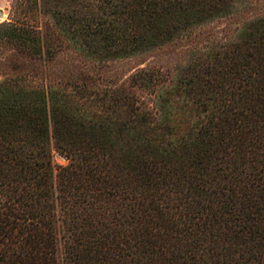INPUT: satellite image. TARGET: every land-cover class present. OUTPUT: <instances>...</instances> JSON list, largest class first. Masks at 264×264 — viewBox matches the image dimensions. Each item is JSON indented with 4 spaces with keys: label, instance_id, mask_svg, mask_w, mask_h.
I'll return each instance as SVG.
<instances>
[{
    "label": "trees",
    "instance_id": "16d2710c",
    "mask_svg": "<svg viewBox=\"0 0 264 264\" xmlns=\"http://www.w3.org/2000/svg\"><path fill=\"white\" fill-rule=\"evenodd\" d=\"M256 1H12L0 21V264H264ZM237 16L229 32L209 26ZM177 41L186 56L170 75L95 72Z\"/></svg>",
    "mask_w": 264,
    "mask_h": 264
},
{
    "label": "rangeland",
    "instance_id": "374dc122",
    "mask_svg": "<svg viewBox=\"0 0 264 264\" xmlns=\"http://www.w3.org/2000/svg\"><path fill=\"white\" fill-rule=\"evenodd\" d=\"M13 0H0V21L7 20L11 16ZM264 7V0H257L256 4L250 8L253 12H258ZM249 13L245 12V16ZM244 16H237L236 18H218L213 22L209 23V26L213 31L229 32L232 27H234V22L239 21ZM235 19V21H234ZM231 27V28H230ZM184 41H177L170 44H165L160 47H155L134 56L120 58L108 63L107 66L99 68L97 74L102 76L103 79L107 80H118V79H128L129 74L137 70L144 65H155L163 67L169 73L173 72L174 68L182 63L185 59L186 51ZM1 73V67H0ZM53 158L57 163H65L67 159L58 150H53Z\"/></svg>",
    "mask_w": 264,
    "mask_h": 264
}]
</instances>
